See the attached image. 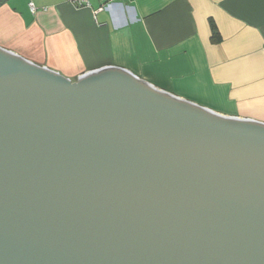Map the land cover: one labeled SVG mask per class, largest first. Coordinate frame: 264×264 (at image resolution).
Here are the masks:
<instances>
[{"label": "water", "instance_id": "1", "mask_svg": "<svg viewBox=\"0 0 264 264\" xmlns=\"http://www.w3.org/2000/svg\"><path fill=\"white\" fill-rule=\"evenodd\" d=\"M0 264H264V122L0 46Z\"/></svg>", "mask_w": 264, "mask_h": 264}, {"label": "crops", "instance_id": "2", "mask_svg": "<svg viewBox=\"0 0 264 264\" xmlns=\"http://www.w3.org/2000/svg\"><path fill=\"white\" fill-rule=\"evenodd\" d=\"M0 46L72 80L117 65L216 112L264 122V0H3Z\"/></svg>", "mask_w": 264, "mask_h": 264}, {"label": "built area", "instance_id": "3", "mask_svg": "<svg viewBox=\"0 0 264 264\" xmlns=\"http://www.w3.org/2000/svg\"><path fill=\"white\" fill-rule=\"evenodd\" d=\"M77 7H84L90 5V0H67ZM31 12H35L36 7L32 2L28 3ZM45 9V8H44ZM264 49V46H263Z\"/></svg>", "mask_w": 264, "mask_h": 264}, {"label": "trees", "instance_id": "4", "mask_svg": "<svg viewBox=\"0 0 264 264\" xmlns=\"http://www.w3.org/2000/svg\"><path fill=\"white\" fill-rule=\"evenodd\" d=\"M2 2H3V0H0V4ZM209 23H210V31H211L210 39H211L212 42L217 43V42H219L221 40L220 34H219L218 30H217V27H216L215 23L212 20H210Z\"/></svg>", "mask_w": 264, "mask_h": 264}]
</instances>
